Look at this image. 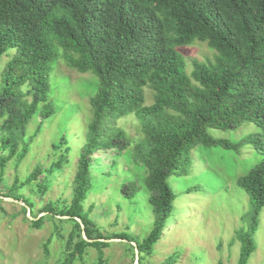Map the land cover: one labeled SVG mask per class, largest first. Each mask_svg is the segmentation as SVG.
I'll use <instances>...</instances> for the list:
<instances>
[{
	"label": "trees",
	"instance_id": "16d2710c",
	"mask_svg": "<svg viewBox=\"0 0 264 264\" xmlns=\"http://www.w3.org/2000/svg\"><path fill=\"white\" fill-rule=\"evenodd\" d=\"M196 41L207 43L216 55L208 64L195 62L188 73L178 48ZM60 60L98 79L72 198H59V214H53L73 223L65 246L69 253L61 264L82 262L88 248L97 250V264L105 263L109 244L99 241L105 238L89 218L95 205L86 210L84 204L96 178L93 172L105 167L110 153L132 156L136 169L145 171L153 228L141 241L113 235L128 240L133 254L138 249L141 264L173 217L178 195L169 179L187 174L193 151L202 146L240 153L249 144L262 158L236 182L255 208L251 231L241 235L239 264H247L256 250L254 234L264 208V0H0V176L9 161L26 152L19 147L29 120L55 113L50 78ZM146 90L153 98L150 105ZM130 115L143 135L134 147L117 126L118 119ZM245 123L259 129L245 141L209 133ZM40 175L34 170L29 181ZM137 191L128 177L122 194L132 199ZM54 210L50 203L41 213ZM44 218L33 221V227L40 229ZM77 218L87 238L97 241L83 238Z\"/></svg>",
	"mask_w": 264,
	"mask_h": 264
},
{
	"label": "rangeland",
	"instance_id": "374dc122",
	"mask_svg": "<svg viewBox=\"0 0 264 264\" xmlns=\"http://www.w3.org/2000/svg\"><path fill=\"white\" fill-rule=\"evenodd\" d=\"M178 51L185 59L188 73L195 62L208 64L216 55L207 43L199 41ZM97 91L98 79L91 72L78 73L62 60L55 64L49 90L55 113L47 119L36 115L29 120L19 147V152L24 148L26 152L9 161L4 177L0 176V264H61L67 257L69 251L65 246L73 223L63 222L67 219L53 214L59 212V198H72L71 182L80 150L87 141L86 127L92 119L90 99ZM146 95L147 105L152 104L149 90ZM117 126L130 136L132 147L143 139L134 116L118 119ZM258 130L255 124L245 123L238 129H211L209 133L217 139L239 142ZM110 154L111 159L104 161L105 167L93 172L96 178L84 206L88 210L91 204L95 205L89 218L105 238L99 241L109 244L104 250V264H139L140 256L136 263L128 240L117 242L113 235L125 234L129 240L141 241L153 228L149 192L142 182L145 171L136 169L129 160L132 156ZM261 158L249 144L240 153L198 146L187 174L169 179L178 195L173 217L153 254L143 257L141 264H239L243 251L241 235L251 231L255 208L236 182ZM34 170H40L41 175L38 180L29 181ZM128 177L138 186L132 199L122 194ZM50 203L54 213H41ZM44 216L41 228H34L33 221ZM255 230L256 250L247 264H264V208ZM97 256V250L88 248L83 261L74 264H97Z\"/></svg>",
	"mask_w": 264,
	"mask_h": 264
},
{
	"label": "water",
	"instance_id": "95a60500",
	"mask_svg": "<svg viewBox=\"0 0 264 264\" xmlns=\"http://www.w3.org/2000/svg\"><path fill=\"white\" fill-rule=\"evenodd\" d=\"M9 200H12V199H9ZM13 201H15V200H13ZM16 202H18V201H16ZM28 209V213L30 212V210H29V208H27ZM30 214V213H29ZM32 217V216H31ZM63 218L64 219H69L70 217H68V216H63ZM77 220L81 223V228H82V236H83V238L87 241V242H90V243H93V242H95V241H97L96 239H88L87 238V236H86V233H85V226L82 224V222H81V220L80 219H78L77 218ZM108 241H112V240H108ZM114 241H122V240H120V239H114ZM135 246H136V244H135ZM135 254H136V263L138 262V254H139V251H138V249H135Z\"/></svg>",
	"mask_w": 264,
	"mask_h": 264
}]
</instances>
